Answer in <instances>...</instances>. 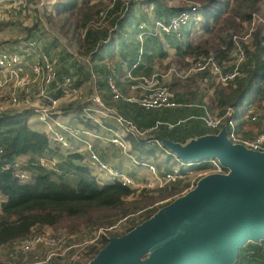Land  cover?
Wrapping results in <instances>:
<instances>
[{
  "label": "trees",
  "instance_id": "obj_1",
  "mask_svg": "<svg viewBox=\"0 0 264 264\" xmlns=\"http://www.w3.org/2000/svg\"><path fill=\"white\" fill-rule=\"evenodd\" d=\"M138 1L154 5L157 13L155 18L165 22L181 11L190 10L189 6L198 4L205 36L183 54L186 57L188 54H212L219 63L230 60L233 36L244 32L245 24L252 21L254 14L262 12L263 4V0H181L174 7L170 2L175 0H116L113 7L107 9V5L92 3L90 0H54L51 13L46 19L49 24L58 27L68 41L76 44L79 51L93 62L97 56H102L100 51L110 48L117 39L122 40V46L129 43V38H121L126 29L129 32L132 28L133 35L140 33V26L147 23V17L136 4ZM103 12H107V16L102 23L100 15ZM136 12L140 13L138 18ZM244 47L248 57L241 67L242 76L228 86H215L216 99L221 107L229 106L237 110L248 97L257 108L264 102L263 27L255 31L250 45ZM75 85L80 87L76 83ZM97 85L101 86L100 83ZM50 94L56 99L61 97V91L54 89ZM112 100L115 101L113 97ZM77 105L80 106L77 111L80 113L83 106ZM116 111L140 129H154L153 135L182 147L199 139L218 136L221 132L210 135L209 129L202 128L201 122L195 121L179 125L175 122L172 128L167 121L156 118L151 110L139 106L138 113L134 116L127 112L124 115L118 109ZM32 117L36 116L31 110H8L0 113V195L4 200L0 205V250L11 249L15 243L29 238L35 230L44 227L81 234L90 233L94 229H109L125 222L128 225L125 231L109 234L112 238H121L176 201L170 199L175 194L164 193L168 185L155 189L157 198L142 195L139 200L130 201L131 197L136 198L137 191L119 183L101 185L89 168L79 167L75 172L67 173L56 166H49V155L58 149L53 151L48 136L31 126ZM146 119L153 125L147 124ZM135 142L143 145L145 141ZM207 169V163L194 167L195 171ZM22 172L28 174V180L20 178ZM227 172L230 171L227 169ZM178 181L180 180L176 182ZM153 192L156 191L150 193ZM168 199L170 200L166 201ZM143 213L145 217L140 220L131 219L134 215ZM108 243L106 241L100 248L94 249L95 257ZM234 264H264V240L247 242L239 249Z\"/></svg>",
  "mask_w": 264,
  "mask_h": 264
},
{
  "label": "built area",
  "instance_id": "obj_2",
  "mask_svg": "<svg viewBox=\"0 0 264 264\" xmlns=\"http://www.w3.org/2000/svg\"><path fill=\"white\" fill-rule=\"evenodd\" d=\"M106 1L110 2V6L107 7V9H110L116 0ZM180 1L175 0L170 4H179ZM19 3L22 2L18 0H0V21L10 11L16 10ZM189 7L190 10L177 13L168 22L159 19L153 20V30L148 29L147 31L148 27L141 25L140 29H143V32H141L140 38L142 39L148 34L155 36L172 34L179 40L183 39L184 28L186 29L192 23H199L200 6L195 4V7ZM106 16L107 12L100 15L102 23L106 20ZM259 27L264 29V0L262 12L253 15L252 21L245 24L243 33L233 36V48L229 61L219 63L212 54L200 56H189L188 54L187 60L190 63L188 68L184 71L170 69L169 73L183 79L201 73H209L223 86L232 84L242 76L241 67L248 57L244 46L249 45L253 34ZM39 46L40 43L37 39H29L16 49L0 48V99L2 94L6 93L10 108L4 109L3 107L0 113L8 110L19 112L31 110L43 125L44 132L48 136L51 145L58 144L72 153L76 151V144L83 145L91 162L90 170H94L93 176L98 183L101 185L119 183L123 187L133 190L138 189L137 183L132 177L123 171L114 169L99 157L94 149L96 140L112 144L131 159L135 165L146 167L152 177V182L148 185L153 187L157 184L158 188L156 189L164 188L170 183L195 174L198 176L196 179H202L208 175L229 174L227 168L215 158L196 162H183L178 159V164L170 172L162 174L159 173L156 164L138 161L132 155L129 137H133L137 141H145L144 143L154 142L167 155L174 156V154L163 146L157 136L153 135L154 129H140L134 122L105 105L98 95L97 89H95L94 96L90 98V103H87L83 90L75 85V79L72 76H65L60 80L56 62L45 52L39 51ZM79 54L78 50L72 55L78 62L82 60L84 64L90 66V57L82 59ZM108 68L112 69L111 66ZM89 72L91 79L94 83H97L96 73L92 69ZM157 76L153 79H143L138 86H132V89L142 90V95L137 96L122 93L111 75L108 78V84L112 97L115 101L122 100L130 104H136L146 110L177 108L179 103L176 101L175 93L156 80ZM52 89L61 91V97L56 99L51 96ZM36 101L39 103L34 106ZM42 101H45V103H42ZM62 101L83 106L79 113L81 121L79 125L70 126L55 119V116L60 113ZM242 108L246 110L244 116L246 121L264 124V111L260 114L258 108L252 102L246 101ZM236 114L235 108L227 106L222 114L206 111L202 120L210 130H226L227 139L233 145L243 146L249 151L264 153V134H259L253 139H245L236 121ZM104 120H112L116 125V129L107 125ZM106 133L110 136H106ZM204 163L209 165V169L197 173L194 167ZM20 178L26 181L29 176L27 173L22 172ZM3 201L0 195V205ZM118 227L119 224L109 229H96L87 233L90 234L89 237L82 241L78 239L79 235L77 234L66 230H54L44 227L41 230H35L29 238L15 243L11 248L12 250L14 248L11 256L14 257L17 252L44 254L42 258L36 256L33 262L23 264H51L54 262L57 264H86L91 260L93 261L95 257L94 249L100 248L106 241H109L112 237L108 233Z\"/></svg>",
  "mask_w": 264,
  "mask_h": 264
},
{
  "label": "water",
  "instance_id": "obj_3",
  "mask_svg": "<svg viewBox=\"0 0 264 264\" xmlns=\"http://www.w3.org/2000/svg\"><path fill=\"white\" fill-rule=\"evenodd\" d=\"M159 139L183 162L215 158L230 172L200 179L91 264H234L247 242L264 240V153L233 145L226 130L186 147Z\"/></svg>",
  "mask_w": 264,
  "mask_h": 264
},
{
  "label": "crops",
  "instance_id": "obj_4",
  "mask_svg": "<svg viewBox=\"0 0 264 264\" xmlns=\"http://www.w3.org/2000/svg\"><path fill=\"white\" fill-rule=\"evenodd\" d=\"M50 4H53V2ZM37 6L38 5L33 7H37ZM139 15L140 13L136 12L137 18L139 17ZM155 19L157 18H154L153 20ZM148 29L150 28H147V31ZM129 30L130 31L127 32L126 29V31H124L121 35V38L124 39L129 38L128 41L129 43L122 46L120 44V41L122 40L117 39V41L114 42V44L110 46V48L107 47L104 48L103 51H100L99 54H102V56L101 57L97 56L93 62L91 60V65L88 68L94 70V72L97 75V83H100L101 85L99 87L97 83H94V81L91 79V76L89 77L90 83L93 87L92 89L93 93L90 98L94 96L95 89H97L98 95L101 97L102 101L105 102L109 107H112L114 109L116 108V110L118 109L123 114L124 112H127L129 115L134 116L137 115L138 113L137 105L121 102V101L115 102L112 100V95L108 84L109 76L111 75L113 76L116 85L125 95H137V96L142 95L141 89H132V86H138L139 84H141L143 79L146 78L153 79L157 75L158 76L156 80L160 81L161 84L168 87L165 83H163V80L164 79L167 80L175 77H171V76L169 77V75H171L170 73H168L167 75L157 74L156 70H158V67L162 65L166 66L168 62H171L170 59L173 60L172 57L174 59H178V58L187 59V57L183 54V52L186 51L187 48H189L187 46L195 45L200 40L199 41L196 40L194 34L192 33L193 28L190 26L186 27L185 29L186 33H183V39L181 40L177 39L172 34L162 35V36H155L148 34L144 37L146 39L142 38L144 39V42H142V39L140 38V34L141 32H143V29H140L139 30L140 33L138 32L135 35H133L131 32L132 28ZM116 44H117L118 55L112 56V49ZM120 52L123 53L120 54ZM105 55H109L108 58H111V60H107ZM109 66H111L112 69L108 68ZM57 67L60 77H62L63 74H65L66 76L68 75L66 74L67 73L66 70H63V68L61 67V64H59ZM163 69H167V67ZM70 73H71V69H69V74ZM164 73H166V71H164ZM159 75L161 78L159 77ZM200 75H204L205 78L207 76H210L209 73H201ZM77 78H79L78 80L80 81L82 79H85L83 75H80V77L77 76ZM170 81L171 80H168V82ZM79 88L83 89L82 87ZM191 92L192 93L185 96L179 93L178 95H176V101L177 103H179V106L177 108H174V110L176 111L180 110L182 117H179L177 121L176 120L167 121V124L170 125L172 128L173 125H175L173 123L177 122V125H179L186 121L201 122V127L207 128L202 120V118L205 116L206 111L209 110L215 114L223 113L224 107H221L217 102L216 95L213 89L212 90L208 89L206 94H202L199 96L193 93V91ZM208 95L213 97L212 101H209ZM38 103L39 102L36 101L34 103V106H37ZM61 104L62 106H60L61 107L60 113L59 115L55 116V119L70 126L79 125L81 122L79 119L80 117L79 113L77 114L75 110H72L71 112H69L67 117L66 111L65 112L63 111V103ZM261 106L263 107L258 108V112L260 114H262L264 111V102L262 103ZM167 109H171V108H167ZM244 116L245 114L242 112L240 114H238L237 112L236 114V118L237 119L240 118L241 124H239V128L242 136L245 139H253L259 134H264V124L248 122L246 121V118ZM104 121L107 125L111 126L113 129H116V125L112 120H104ZM146 122L150 126L153 125L149 123L147 119ZM30 124L34 129L44 132L43 125L36 117H32L30 119ZM105 135L110 136V134L107 133ZM135 141H136L135 138L132 137L129 138L132 155L136 157L138 161H146L149 163L156 164L160 174L170 172L178 164V158L175 155L169 156L166 154L164 150L160 149L159 147H158L159 151L158 153H156L157 157H159V160L157 162L152 161V157L150 156V153L146 154L145 156L146 158H143V155H145V148L143 147V145L137 144ZM51 146L53 151H55V149H58V151H56L55 153L53 152V154L49 155V161L61 171L67 173H73L79 167L90 169L91 162L88 158V154L85 151L83 145L76 144V151L74 153L66 149H63L58 144H53ZM94 146L96 153L103 161L111 165L114 169L123 171L124 173L132 177L136 181L138 188L146 185L147 181L145 180H149V178L147 177L149 176L151 177V174L149 173L146 167L135 165L131 159H129L121 152V150H119L118 148H116L115 146H113L108 142L96 140L94 142ZM141 152H143L144 154H142ZM90 171L93 175L94 170H90Z\"/></svg>",
  "mask_w": 264,
  "mask_h": 264
},
{
  "label": "rangeland",
  "instance_id": "obj_5",
  "mask_svg": "<svg viewBox=\"0 0 264 264\" xmlns=\"http://www.w3.org/2000/svg\"><path fill=\"white\" fill-rule=\"evenodd\" d=\"M18 1H23L21 4H18V8L16 10L10 11L3 20L0 21V48L1 49H16L20 45L23 44V42L27 41V39L30 38H36L39 43V51L45 52L49 54V56L56 62V65L58 66L61 64V67L63 70H66V74L71 75L75 79V83L82 87L83 92L85 94L86 102H89V99L92 95V85L90 83V74H89V66L83 63L82 60L78 62L72 54H74L76 51L78 52L79 47L76 44H71L68 39L62 34V32L59 30L58 27L55 25H51L47 22L46 17L51 13V7L52 4L54 3L53 0H18ZM81 2L83 0H80ZM92 3H102V5H107L110 6V2L106 0H90ZM131 0H121V2H129ZM147 1V0H145ZM140 9L144 12L145 16L147 17V23H143L142 25L147 26L151 30H153V19L157 15L156 10L154 5L151 6L150 4H144L142 1H138L136 3ZM172 4V3H171ZM37 7H33L36 6ZM172 6L176 7L178 4H172ZM192 7H195L193 5ZM20 8V9H19ZM202 18L199 15V23H192L190 27L193 28V34L194 37L196 38L197 41H199L202 37L205 36L202 32ZM28 29L33 31L30 33L28 32ZM134 33V32H133ZM184 33L185 28H184ZM241 34V33H238ZM193 37V38H194ZM146 39V38H144ZM144 39H142V42H144ZM196 41V42H197ZM251 43V42H250ZM249 43V45H250ZM190 49V45H188ZM188 49V48H187ZM188 49V51H189ZM80 52V51H79ZM80 57L84 59L86 57L85 54L80 52ZM118 55V50H117V44L114 45V48L112 49V56ZM191 56V55H189ZM107 60H111V58H108L109 55H105ZM171 62H168L166 66H160L158 67V70H156L157 74L161 75H167L169 73L170 69H177L178 71H184L188 68L189 62L188 60L185 59H174L172 57ZM113 61V60H112ZM167 67V69H163ZM69 69H71V73L69 74ZM166 71V73H164ZM80 75H83L85 79H82L81 81L78 80L77 76L80 77ZM66 75L63 74V76L60 78H64ZM175 77V78H170V79H164L163 83H165L175 95L181 94V95H189L192 93H195L197 96L206 94L207 90H214L215 86L221 85L218 81L215 80L211 75L207 76L206 78L204 75H193L190 76L188 79H183L180 78L179 76L176 75H169V77ZM160 77V75H159ZM161 78V77H160ZM168 80H171L168 82ZM215 93V91H214ZM2 98L0 100H3L0 102V111H2L3 107L4 109H10L9 104H8V99H7V94L3 93ZM209 101H212L213 97L209 96ZM247 101L250 102L251 98L248 97ZM63 103V111H66V116L68 117L69 112L72 110H75V112L78 114V108L80 107L76 103H66L65 101H62ZM62 106V104H61ZM263 107V106H261ZM259 108V107H258ZM238 114L246 113L245 108H238L236 110ZM151 113L156 115V118L161 119L163 121H173L182 117L181 111L180 110H174V109H156V110H151ZM57 116V115H56ZM236 121L238 124H241L240 118H236ZM210 135H214L216 131L214 130H208ZM143 147L145 148V155H143V158H146V154L150 153V156L152 157V161L157 162L159 160V157H157L156 153H158L159 148L158 146L154 143H144ZM153 150V151H152ZM150 151V152H149ZM144 154L143 152H141ZM49 166H54L52 163H48ZM229 170V169H228ZM230 171V170H229ZM200 171H197V173ZM198 176L197 174L193 176L186 177L183 180H180L178 182L172 183L168 185L167 189L164 190L165 194H175L172 198L173 200H178L184 196H186L188 193L193 191L197 184L199 183L200 179H196ZM149 180H145L146 186H143L142 188H138L135 191H137V196L136 198H130V201H135L139 200L142 195H153V196H158L157 190H154L158 188L157 184L153 185V187H149V183L152 182L151 177H147ZM196 180V181H195ZM151 191H156L153 193H150ZM144 193V194H143ZM170 199L166 200L169 201ZM158 204V203H157ZM156 204V205H157ZM160 204V202H159ZM155 205V206H156ZM145 213L143 214H136L134 215L131 219H134L135 221L140 220L141 218L145 217ZM119 227L109 232L108 234L112 235L113 233H121L125 231L126 227L128 226L127 223L122 222L118 223ZM50 228V227H49ZM46 228V229H49ZM64 230V229H60ZM95 230V229H94ZM93 230V231H94ZM67 231V230H66ZM77 234L79 240H84L85 238L89 237L87 232H83L81 234L79 233H73ZM253 242V241H250ZM14 250V248H13ZM12 249H1L0 250V264H23V263H31L35 260V257L38 256L39 258L43 257L44 254H36V253H21L17 252L14 257L11 256ZM46 250V249H43ZM92 260L89 261L86 264H91ZM51 264H57L56 262L51 263Z\"/></svg>",
  "mask_w": 264,
  "mask_h": 264
}]
</instances>
